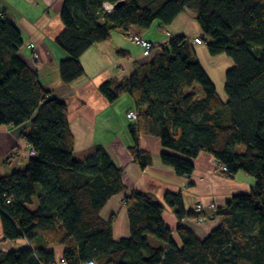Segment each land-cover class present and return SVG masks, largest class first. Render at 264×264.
<instances>
[{"label": "trees", "instance_id": "trees-1", "mask_svg": "<svg viewBox=\"0 0 264 264\" xmlns=\"http://www.w3.org/2000/svg\"><path fill=\"white\" fill-rule=\"evenodd\" d=\"M120 1L108 12L107 3ZM186 11L206 34L210 55L234 61L226 98L185 36L172 37L130 78L105 82L100 91L109 102L131 95L138 114L129 128L132 154L142 168L151 163L139 147L146 134L160 140L163 164L179 177L191 176L197 157L208 153L223 177L242 172L254 184L225 205L198 202L194 211L185 209L181 192L165 195L181 221L221 219L206 238L182 223L173 231L164 205L132 190L125 198L130 235L116 241L115 216L105 220L101 213L126 190L123 171L101 146L84 160L74 158L67 104L51 97L23 59L22 32L0 7V125L30 123L23 137L36 153L24 169L0 178L5 239L63 245L65 264H264V0H64V30L56 39L68 55L61 79L70 84L82 77L83 54L114 31L148 29L156 21L169 26ZM0 264L57 263L54 252L23 248L0 250Z\"/></svg>", "mask_w": 264, "mask_h": 264}, {"label": "crops", "instance_id": "crops-1", "mask_svg": "<svg viewBox=\"0 0 264 264\" xmlns=\"http://www.w3.org/2000/svg\"><path fill=\"white\" fill-rule=\"evenodd\" d=\"M63 5L64 0H0L1 9L22 32L24 45L20 53L23 59L38 73L41 85L50 91L51 97L67 104L70 128L75 138L74 155L79 154L84 160L101 146L123 171L122 179L126 190L112 197L101 213L105 220L115 216L114 239L118 241L130 235L125 198L132 190L147 194L163 204L165 207L163 219L173 231L182 223L199 237L206 238L212 227L220 224L221 219L198 222L186 217L181 221L176 211L165 203V195L171 191L181 192L185 209L194 211L198 202L206 206L212 202L225 205L234 194L248 191L255 182L254 178L242 172L234 179L220 177L215 172L218 165L214 157L208 153H201L197 157L195 171L191 176L179 177L173 168L163 164L161 153L164 148L160 140L146 134L139 135V147L150 155L151 163L142 168L132 154L135 141L129 128L136 122L127 114L137 109L131 95L125 93L116 101L109 102L100 91V86L105 82L117 84L130 78L138 65L150 61L154 54L160 51L159 46L168 44L174 36L187 37L196 49L199 44L194 40L202 37L204 33L194 13L183 12L169 26L158 22V30L162 36L136 26L126 31H114L108 40L97 43L83 54L81 61L85 70L84 75L73 83L66 84L61 79L60 63L68 55L56 42L64 30L60 17ZM146 30L149 32L148 38L143 36ZM131 34L143 36L152 42L155 45L153 55L146 57L144 49L140 50L132 45L130 41L134 40ZM31 42L36 44L34 49L28 46ZM35 53L38 54L37 58ZM205 54L198 57L203 66L204 61L210 63L213 58ZM204 68L208 72L205 66ZM29 127L30 123L19 127L0 125V178L10 176L28 165L32 157L30 155L32 147L23 136ZM23 248L33 250L44 248L54 252L57 264H65L62 259L66 247L63 245H44L42 242L28 241L24 238L5 239L0 214V250L8 253Z\"/></svg>", "mask_w": 264, "mask_h": 264}, {"label": "rangeland", "instance_id": "rangeland-1", "mask_svg": "<svg viewBox=\"0 0 264 264\" xmlns=\"http://www.w3.org/2000/svg\"><path fill=\"white\" fill-rule=\"evenodd\" d=\"M189 13L193 14L192 12H189ZM148 30L152 34H156V35H159V36L161 35L162 36L161 31L158 30V21L154 22L152 24V26L150 28H148ZM204 35H201L202 36L201 38H206V34L205 33H204ZM143 36H145L146 38H148L149 37V32L146 30L144 32V35ZM143 36H141V37L144 38ZM128 39H130V38H128ZM130 43L132 45H134L135 47H138L140 50L141 49L143 50V48H140L139 46H137L138 44H136L135 41H132V42L130 41ZM195 50H196L197 58L198 57H201V55H204L205 53H207L211 58L213 57L210 63H207L206 61H204L203 63H204V66L207 68L208 72L210 73V76L213 79L214 83L216 84L217 89H218V92L224 98H226V92H225V76H226L227 70L230 69V68H232L234 66V61L230 57H228L226 54H221V55H217V56H211L210 53H209V51H208V47H207V44L206 43H202L201 45L199 44V46H197ZM218 57H220V58H218ZM74 158L77 159V160H82V157L79 154H75L74 155ZM219 170H222L220 166L217 167V169H216L215 172H217L219 174ZM219 176L220 177H223L221 174H219ZM223 178H225V177H223ZM219 219L220 218L217 217L215 221H217ZM218 226H219V223H217L216 225H214V227H212V229H211V232L215 228H217Z\"/></svg>", "mask_w": 264, "mask_h": 264}, {"label": "built area", "instance_id": "built-area-1", "mask_svg": "<svg viewBox=\"0 0 264 264\" xmlns=\"http://www.w3.org/2000/svg\"><path fill=\"white\" fill-rule=\"evenodd\" d=\"M114 6H115V5H112V4H109V3H107V4L105 5V7H106V9L108 10V12H111L112 9L114 8ZM132 38H133V40H134L138 45H140V46L143 47V49H144V51H143L144 56L149 57V56L152 54L153 49H154V44H153L152 42H150V41H148V40L142 38V37L139 36V35H134V36H132ZM194 41H195L197 44H202V43H204L201 37H197V38H195ZM28 46H29V48L34 49V48L36 47V44H35L34 42H31ZM37 57H38V54L35 53V58H37ZM127 116H128L130 119L136 121V120H137V117H138V114H137V112H135V111H130V112L127 114ZM30 155H31V156L36 155L35 151L31 149V151H30ZM201 208H202V206H198V209H201ZM62 262H64L63 259H62ZM81 264H97V263H96L94 260H86V261H83Z\"/></svg>", "mask_w": 264, "mask_h": 264}, {"label": "water", "instance_id": "water-1", "mask_svg": "<svg viewBox=\"0 0 264 264\" xmlns=\"http://www.w3.org/2000/svg\"><path fill=\"white\" fill-rule=\"evenodd\" d=\"M123 2H124V1H120V2H118L117 4H115L114 7L116 8V7L120 6L121 4H123Z\"/></svg>", "mask_w": 264, "mask_h": 264}]
</instances>
